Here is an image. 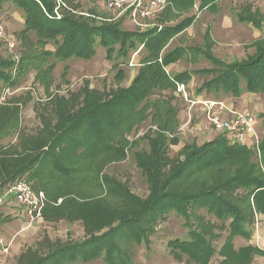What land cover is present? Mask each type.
<instances>
[{
    "label": "rangeland",
    "instance_id": "obj_1",
    "mask_svg": "<svg viewBox=\"0 0 264 264\" xmlns=\"http://www.w3.org/2000/svg\"><path fill=\"white\" fill-rule=\"evenodd\" d=\"M110 1L54 0L59 12L56 16L59 14L62 17L63 13L69 12L92 26L117 25L121 30L133 33L160 32L193 18L189 28L168 41L158 60L161 65L163 56L177 48L205 50L208 44L216 58L233 63L246 60L257 52L258 47L264 46V0H220L215 7L206 9H201L200 0H168L162 11L137 23L131 21L128 15L120 16L118 11L111 10ZM0 28L3 30L0 57L16 61L17 66L21 65L25 56L43 58L46 52H56L54 42L43 45L38 43L34 33H23L26 28L25 14L11 2L0 6ZM10 45L15 47L11 48ZM107 55L106 49L97 44L96 55L90 60L44 57L46 63H43L42 69L54 67L46 79L39 78V72L30 69L26 75L20 76L15 87L2 89L0 107H5L9 113L13 109L20 112L17 129L0 141V148L7 147L6 156L3 158L0 155L5 160L2 163L0 159V183L9 178L14 170L10 167L4 169L7 161L12 163L20 156L34 154L36 149H47L52 138L68 124L69 119L84 111L87 99L105 101L118 91L129 88L143 69L149 52L137 44L136 49L129 52L127 60L109 59ZM211 67L203 56L190 55L164 68L173 86L154 89L152 95L130 112L126 127L120 131L123 132L121 137L129 143L125 159L117 158L114 152H105L95 158L87 157L85 146L76 150L68 148L63 154L57 151L51 154L62 159L67 166L76 167L79 173L74 174L72 179L53 178L56 190L50 186L49 189L44 188L49 180L40 182L38 172H34L37 176L31 180L23 176L36 192L45 194V207L41 218L31 220L17 204L0 201V214L12 219L0 229V238L8 250L1 255L0 264H34L59 247L82 243L91 234L101 235L114 227L130 207L125 200L109 198L105 190L100 189V179L103 177H109L126 187L142 202L150 197L149 176L139 165L136 155H150L149 139L156 137L158 131L151 104L157 103L164 112L175 109V131L168 134L166 153L162 155L165 164L158 175L160 182L167 184L169 190L197 192L213 186L218 179L233 177L242 169L246 172L261 170L264 174L262 152L257 148H247L251 153L245 161L203 171L188 168L182 178L172 179L173 171L185 161L186 145L203 146L221 138L211 126L203 106L195 105L197 101H220L235 111L250 112L257 117L260 143L264 140V93L245 92L241 97L223 92L198 93L212 77L192 75L188 82L174 80L182 73L192 74ZM120 72L123 74L119 75ZM177 84L186 85L188 100L178 92ZM73 137L82 142L85 139L83 135ZM172 137L178 138V145L171 144ZM117 140L112 141L114 148L118 147ZM50 159L45 156L43 161L46 164ZM3 195L4 190H1L0 199ZM229 195L247 207L248 238L233 235L231 220H220L204 208L190 211V222L176 212H170L149 226V246L135 244L127 248L129 264H200L186 255L177 256L170 245L189 239V225L193 231L202 233L216 250L208 264H264V214L256 209L245 190L239 189ZM89 229L93 232H89ZM247 248H258L262 252L243 251ZM74 264L107 263L101 257Z\"/></svg>",
    "mask_w": 264,
    "mask_h": 264
},
{
    "label": "trees",
    "instance_id": "obj_2",
    "mask_svg": "<svg viewBox=\"0 0 264 264\" xmlns=\"http://www.w3.org/2000/svg\"><path fill=\"white\" fill-rule=\"evenodd\" d=\"M220 0H200L201 9L215 7ZM11 2L25 14L24 34L34 33L38 43L46 45L54 42L56 52L44 53V57L55 56L58 60L82 59L90 60L96 55V46L99 44L107 51L109 59L122 58L127 60L129 52L136 49L137 44L142 45L148 52V57L143 62V69L132 85L105 101L87 99L85 109L76 117L69 119L68 124L50 141L47 149H36L34 154L18 157L11 163L6 162L4 169L13 168L9 178L0 183L1 190L5 191L23 176L31 180L36 173H40L39 181L44 179L49 189L53 187V178L72 179L79 173L76 167L67 166L62 159L52 155L51 152L65 153L68 148L85 146L87 157H96L99 154L115 153L119 159H125L126 148L129 143L124 139L120 131L126 127L130 112L136 109L147 97L152 95L156 88H169L173 86L171 79L166 75L164 68L180 59L192 55L203 56L212 66L210 69L195 71L192 74L183 73L174 77V80L188 82L191 75L210 76L211 80L204 83L198 93H220L241 97L245 92L264 93V46L258 47L257 52L244 61L226 63L216 58L206 44L205 50L177 48L164 55L162 65L158 63L168 41L175 35L189 28L193 18L185 19L176 27L164 28L162 31L154 30L146 33H133L121 30L117 25L92 26L81 21L71 13H63L58 18L54 12V0H0L3 3ZM244 20V19H242ZM246 21L253 22L249 19ZM259 26L258 23H255ZM118 57H116V56ZM25 56L20 66L16 61L0 57V95L5 87H15L20 76L26 75L30 69L39 72L38 77L46 79L54 67L43 70L45 58ZM46 63V62H45ZM15 72V73H14ZM123 73H119V75ZM153 106L154 122L158 127L156 137L150 138V155L137 154L139 165L144 168L149 176L151 194L146 201H140L129 190L118 182L103 177L99 184L110 198L125 200L130 210L123 215L117 224L101 235L91 234L82 243L68 244L59 247L50 255L34 264H74L80 260L93 261L103 258L107 264H129L130 256L128 247L135 244L150 245L149 235L152 222L163 218L170 212H176L191 220L190 211L204 208L210 214L223 221L231 220L230 228L233 235H241L248 238L246 230L247 216L246 205L240 201H234L231 195L239 189L247 192L249 200L252 199L256 209L264 214V174L261 170L246 172L244 169L225 180L218 179L209 188L197 192H185L169 190L167 184L161 183L158 175L164 166L163 154L166 153L168 134L175 131V109L164 112L158 104ZM12 113L0 107V141L15 131L19 124V109H13ZM83 135L84 141L74 139V135ZM51 136V135H50ZM118 138V147L112 146V141ZM179 140L172 137L171 144L178 145ZM67 144V145H65ZM7 147L0 148V155L6 156ZM259 151L263 155L264 166V140L260 143ZM185 161L173 171L172 179H180L186 170L203 171L220 165L233 162H242L248 158L251 151L246 147L231 145L221 137L203 146L197 144L186 145L184 149ZM19 156V154H18ZM45 156L51 157L49 163H44ZM3 158H0L3 160ZM0 160V161H1ZM5 160L2 161L4 163ZM34 173V174H33ZM42 175V177H41ZM34 190H36L34 188ZM56 190V187H53ZM59 190V189H58ZM56 193V191H53ZM47 193H50L47 190ZM12 221L10 216L0 214V229ZM190 227L189 239L170 243L173 252L186 255L190 259L208 264L215 254V249L205 239L202 233L193 231ZM89 232H93L89 229ZM243 251L260 254L261 249L247 248ZM178 256V255H177ZM28 264H33L28 262Z\"/></svg>",
    "mask_w": 264,
    "mask_h": 264
},
{
    "label": "built area",
    "instance_id": "obj_3",
    "mask_svg": "<svg viewBox=\"0 0 264 264\" xmlns=\"http://www.w3.org/2000/svg\"><path fill=\"white\" fill-rule=\"evenodd\" d=\"M168 0H111L109 8L118 11L120 16L128 15L131 21L137 23L155 16L167 6ZM55 14L59 13L55 8ZM60 18L59 14L57 15ZM3 30L0 28V37ZM14 48V45H10ZM178 92L187 100V88L184 84H177ZM202 105L208 115V120L218 135L225 138L231 145H239L246 148H257L259 151L260 139L257 135V117L248 111H235L220 101L208 100L196 102ZM11 201L23 209L26 216L35 220L42 217L46 196L36 192L26 179H19L4 191L0 201ZM2 248V249H1ZM8 250L0 238V257Z\"/></svg>",
    "mask_w": 264,
    "mask_h": 264
},
{
    "label": "crops",
    "instance_id": "obj_4",
    "mask_svg": "<svg viewBox=\"0 0 264 264\" xmlns=\"http://www.w3.org/2000/svg\"><path fill=\"white\" fill-rule=\"evenodd\" d=\"M181 60V59H180ZM178 62V61H177ZM176 63V62H175ZM175 63H173V64H175ZM173 64H170L169 66H167V67H170V66H172ZM204 70V69H203ZM195 72V71H194ZM183 74V73H182ZM192 76V75H191ZM194 76H199V75H194ZM185 85V84H184ZM186 86V85H185Z\"/></svg>",
    "mask_w": 264,
    "mask_h": 264
}]
</instances>
